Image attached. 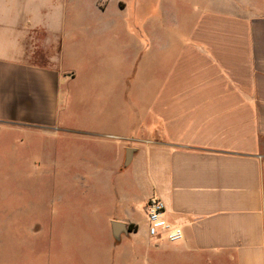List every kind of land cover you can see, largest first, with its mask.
<instances>
[{
  "label": "crops",
  "instance_id": "1",
  "mask_svg": "<svg viewBox=\"0 0 264 264\" xmlns=\"http://www.w3.org/2000/svg\"><path fill=\"white\" fill-rule=\"evenodd\" d=\"M262 2L239 11L204 1L188 32L167 33L148 126L125 130L124 90L103 95V128L76 134L102 143L104 161L78 171L80 190L55 197L39 228L27 229L38 264H264ZM77 8V0H0L1 131L61 125L62 87L74 79L64 75L74 72L63 67L62 37L78 24ZM104 20L100 36L119 39L118 17ZM153 198L183 228L181 241L150 238Z\"/></svg>",
  "mask_w": 264,
  "mask_h": 264
},
{
  "label": "rangeland",
  "instance_id": "2",
  "mask_svg": "<svg viewBox=\"0 0 264 264\" xmlns=\"http://www.w3.org/2000/svg\"><path fill=\"white\" fill-rule=\"evenodd\" d=\"M118 1L77 0L78 24L68 27L62 37L63 67L74 72L64 75H74V79L62 87L61 125L30 131L0 130V262L6 257L11 260L12 252L14 264H21V259L28 256L29 264H38L36 244L26 242L27 229L39 228L44 212L53 210L55 197L62 194L68 198L71 187L80 190L74 184H84L76 180L78 171L104 161L98 147L102 148V143L76 134L103 128V95L121 96L125 92L126 104L120 103L124 107L120 108V116L125 130H137L146 121L144 127L148 126L153 92L150 84L158 83L156 79L164 73L169 60L165 53L167 33L188 32L204 1L207 5H232L239 11L253 10L249 4L263 3V0H120L126 3L124 8ZM110 17L120 20L116 27L119 39L99 34L106 26L103 19ZM115 112L117 109L111 115ZM114 178L109 197L117 201L119 176Z\"/></svg>",
  "mask_w": 264,
  "mask_h": 264
},
{
  "label": "built area",
  "instance_id": "3",
  "mask_svg": "<svg viewBox=\"0 0 264 264\" xmlns=\"http://www.w3.org/2000/svg\"><path fill=\"white\" fill-rule=\"evenodd\" d=\"M147 218L150 238H165L171 243H177L183 239V228L168 221L166 207L161 199L153 198L149 201L147 205Z\"/></svg>",
  "mask_w": 264,
  "mask_h": 264
}]
</instances>
